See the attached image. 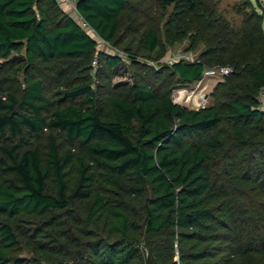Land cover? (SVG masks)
<instances>
[{
    "label": "trees",
    "instance_id": "trees-1",
    "mask_svg": "<svg viewBox=\"0 0 264 264\" xmlns=\"http://www.w3.org/2000/svg\"><path fill=\"white\" fill-rule=\"evenodd\" d=\"M73 1L81 21L56 0H0L7 80L10 62L25 68L22 87L0 96V264H264L262 16L252 11L249 55L232 57L236 71L215 86V102L190 109L144 76L125 93L100 83L108 71L98 89L67 81L93 58L90 31L119 42L132 0ZM156 1L171 8L167 42L192 31L189 49L211 44L203 0ZM160 45L154 26L139 31L141 51ZM100 59L112 71L121 63ZM206 66L179 59L169 68L186 85ZM49 74L63 86L55 101Z\"/></svg>",
    "mask_w": 264,
    "mask_h": 264
},
{
    "label": "rangeland",
    "instance_id": "rangeland-1",
    "mask_svg": "<svg viewBox=\"0 0 264 264\" xmlns=\"http://www.w3.org/2000/svg\"><path fill=\"white\" fill-rule=\"evenodd\" d=\"M203 2L208 11V16H203V20L210 21L212 25L211 32L207 30V33L204 34L205 38L212 41L210 45L200 41L195 49H189L192 45L191 37L195 35L192 31L183 40L173 43L167 42L165 28L171 8L162 9L156 0H132L129 9L122 15L119 42L116 44L105 42L89 30L97 40L93 58L90 64H87L85 71H72L75 73L69 75L67 81L77 83L91 80L93 81L92 87L98 89L96 82L99 75L103 71L106 73L108 71L109 82L102 79L100 83L102 85L110 83L111 87H114L118 93H125L124 86L131 85L136 79L144 76L160 90L161 94H168L171 99H173V94L176 91H182V93L184 91L185 96L189 94V97L180 100V102L178 99L176 100L177 103L187 108H201V104H196V101H199L198 98H203V106L214 103L215 86H225L231 75L229 74V77L226 76L223 79L216 76H203L200 83L194 81L182 85L177 82V76L169 68L171 60L182 56H188L191 59L201 58L207 64L206 69L230 66L232 73H234L236 64L232 61V57L243 61L249 55V46L245 40L251 37V27L256 24L255 18L252 16L253 10L262 16L261 28L264 33V0H203ZM58 3L63 12L75 20L81 21L74 2L60 0ZM149 25L158 30L161 41L158 51L153 54L145 53L137 46L139 31ZM222 35L226 37L228 43H224ZM127 44L132 45L131 54H127L123 50ZM228 46L232 55L224 56L220 52ZM108 54L117 55L121 58V63L114 71L108 70L104 66L103 60L100 59ZM10 63L13 64L12 68L15 71L13 80H7L5 72V68L11 65H3V60H0V96H4L8 91H16L23 85L25 68L16 65L14 61ZM39 70L47 72L43 68ZM49 76L51 81L48 84L46 95L55 101L61 96L63 86L58 84L55 76L52 74ZM260 108L264 110V106L260 105ZM28 141V145L37 144V141L33 139ZM3 142L4 139L0 138V144ZM20 255L30 256L31 253L22 248Z\"/></svg>",
    "mask_w": 264,
    "mask_h": 264
},
{
    "label": "built area",
    "instance_id": "built-area-1",
    "mask_svg": "<svg viewBox=\"0 0 264 264\" xmlns=\"http://www.w3.org/2000/svg\"><path fill=\"white\" fill-rule=\"evenodd\" d=\"M56 1L59 2L60 0H56ZM69 1L70 2H74L73 0H69ZM83 25H85V24L83 23ZM179 59H184V60H187V61L198 60L197 58L196 59H191L188 56H182V57L174 58L173 60H171V63H173L174 61L179 60ZM231 73H232V68L230 66H219V67H217L215 69L214 68H212V69L211 68H209V69L205 68L202 77L203 76H207V77L216 76V77H219V78L223 79V78H225L226 76H228ZM202 77L197 80L198 83L201 82ZM181 92L182 91H176L173 94V99H172L173 102H176V100L179 98ZM182 94H183L182 98H181L182 100H184L187 97H189V94H187L185 96V92L184 91H183ZM256 98H257V101H258L259 105L264 106V88H261L258 91V93L256 95ZM181 99H179L178 101L180 102ZM198 99H199V101H196V104L197 105L201 104V107H204L203 104H202L203 98H198Z\"/></svg>",
    "mask_w": 264,
    "mask_h": 264
},
{
    "label": "bare ground",
    "instance_id": "bare-ground-1",
    "mask_svg": "<svg viewBox=\"0 0 264 264\" xmlns=\"http://www.w3.org/2000/svg\"><path fill=\"white\" fill-rule=\"evenodd\" d=\"M182 95H183V94H182V92H181V94H180L178 100L182 98ZM181 100H182V99H181ZM189 101H190V100H189Z\"/></svg>",
    "mask_w": 264,
    "mask_h": 264
}]
</instances>
